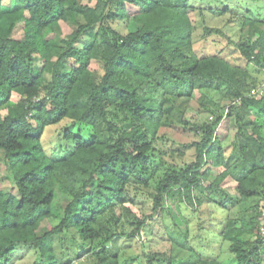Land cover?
Segmentation results:
<instances>
[{
  "label": "trees",
  "instance_id": "1",
  "mask_svg": "<svg viewBox=\"0 0 264 264\" xmlns=\"http://www.w3.org/2000/svg\"><path fill=\"white\" fill-rule=\"evenodd\" d=\"M90 1L0 0V159L11 184L0 187V264L30 253V264L86 254L125 264L109 246L147 224L126 205L131 182L152 187L151 216L162 215L172 248L189 251L149 250L143 264H221L215 245L225 242L235 264H262L264 81L247 64L264 68V13H238L242 0L207 3L247 28L228 39L240 65L222 51L196 54L191 0ZM212 35L228 38L203 23L202 38ZM201 90L228 103L201 94L195 102L211 118L191 123L185 114ZM223 117L235 129L229 143L217 134ZM164 127L196 137L182 144L194 159L162 165Z\"/></svg>",
  "mask_w": 264,
  "mask_h": 264
},
{
  "label": "rangeland",
  "instance_id": "2",
  "mask_svg": "<svg viewBox=\"0 0 264 264\" xmlns=\"http://www.w3.org/2000/svg\"><path fill=\"white\" fill-rule=\"evenodd\" d=\"M95 0H91V3H94ZM209 0H191L192 5L195 7L194 10L190 11V17L193 22L196 23V31H195V40H194V51L197 55L203 54H213L218 51H222V55L228 58L231 62L238 63L240 65H245L246 62L239 55L238 51L235 49L234 45L229 42L228 39L232 41H237L239 39H244L247 36V28L240 29V21L236 19L235 21H227V14L217 15L210 12L207 8V3ZM221 0H214L211 3V7H223V3ZM240 7H237L238 13H244V8L252 7L253 12H263L264 10V0H260L258 3H246L245 1H240ZM234 5V4H233ZM255 5H260V8H256ZM201 7L204 10V20L206 25L209 27H222L223 33L226 34L227 37L212 35L207 38H202L203 32V23L202 20L197 15V8ZM209 11V12H207ZM256 11V12H255ZM239 18V17H238ZM22 23H18L14 32V38H20L22 36ZM115 27L121 29L123 25L114 24ZM63 31L68 32L69 28L65 25L62 26ZM248 70L255 76L259 82L264 81V68L255 65L254 63L247 64ZM204 95L207 98H211L214 102L217 103L219 107L225 106L228 103V99H222L216 92L209 90H201L195 91V99L191 102V107L187 109V113L185 114V118L191 123L194 121L202 122L206 118H211V114H207L201 111L200 106L195 102L200 95ZM13 100H17V95H12ZM199 106V107H198ZM174 112L171 113L173 116ZM173 118V117H171ZM165 131L166 135L163 139L156 143L157 147V155L162 162V165L173 164V163H184L194 159V148L193 147H184L182 144L188 143L191 141H195L196 137L188 130L182 131V129L172 128V127H164L161 130ZM235 129L232 123L229 122V119L224 118L220 122L217 128V134L223 139V143H229ZM264 131V128H263ZM53 129L49 128L47 131V136L52 135ZM1 158V154H0ZM232 181L230 179H226L223 183L230 191H232L231 184ZM0 187L4 189H9L11 187L10 178L6 174L4 169V165L2 160L0 159ZM152 187H143L138 182H131V187L129 188V200L126 202V205L131 209V211L138 217L144 218L146 221V225L140 230L138 235L132 237V239H126V237H120L119 241L116 244H112L109 246L112 251L118 252L119 260L124 261L125 264H143V255L147 253V251H169L170 248L173 253L177 255V257H188L189 251L181 249H174L178 244L174 243L172 248V241L167 234V223L160 222L162 215L154 214L152 210V198H151ZM264 222V215L262 216L260 224ZM193 226V223L191 224ZM110 245V244H108ZM215 247L220 249L219 252V260L221 264H235L231 260V254L228 251V243L225 242L220 247L219 244H216ZM212 247V248H215ZM86 254L81 258L73 259L67 264H92L95 259L90 258ZM33 260V255L30 253L26 255L23 259L16 261L15 264H30ZM264 264V261L262 262Z\"/></svg>",
  "mask_w": 264,
  "mask_h": 264
},
{
  "label": "built area",
  "instance_id": "3",
  "mask_svg": "<svg viewBox=\"0 0 264 264\" xmlns=\"http://www.w3.org/2000/svg\"><path fill=\"white\" fill-rule=\"evenodd\" d=\"M257 234L262 242V244L264 245V222H262L259 226V229L257 231Z\"/></svg>",
  "mask_w": 264,
  "mask_h": 264
}]
</instances>
